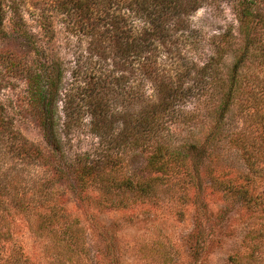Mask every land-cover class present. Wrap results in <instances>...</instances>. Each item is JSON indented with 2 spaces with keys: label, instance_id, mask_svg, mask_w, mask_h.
<instances>
[{
  "label": "trees",
  "instance_id": "obj_1",
  "mask_svg": "<svg viewBox=\"0 0 264 264\" xmlns=\"http://www.w3.org/2000/svg\"><path fill=\"white\" fill-rule=\"evenodd\" d=\"M220 1L234 7L238 35L232 26L215 36L210 55L199 65L200 59L188 60L184 53L205 50L191 17L206 4ZM41 2L60 14L69 32L85 38L88 46L67 71L62 60L51 57L46 47L32 40L16 1L0 0V36H7L5 22L11 13L15 31L32 41L37 54L30 62L16 49L0 52V91L14 78L25 80L28 112L49 146L45 151L20 133L0 103V160L8 155V159L21 162L19 169L0 166V206L7 209L14 205L20 214L38 215L42 219L38 229H49L54 239L59 230L46 221L45 214L56 222L55 217L65 210L59 203L65 191L71 189L81 200L95 186L108 192L153 196L159 183L199 169L236 105L244 127L230 132L229 138L243 152L249 170L218 175L212 184L227 195L237 196L252 214H260L261 221L247 236L249 253L236 254L233 264H264V40L257 37V29L264 27V0ZM230 53L236 60L226 76L221 65ZM248 62L257 65L259 72L243 71ZM194 92L203 97L222 96L215 101L214 120L204 136L176 148L167 135L169 122L177 119ZM60 105L67 135L87 124L99 137L100 148L94 153L71 159L59 135ZM129 149L150 152L147 168L152 175L142 178L126 173L124 153ZM30 163L43 173L24 171ZM1 219L4 221L5 215H0ZM63 231L71 241L80 234L73 221ZM8 237L9 230L7 234L0 232V264H78L80 254L75 259L71 246L66 243L68 248L62 247L65 236L54 242H60L55 252L51 248L41 254L30 253L21 245H8Z\"/></svg>",
  "mask_w": 264,
  "mask_h": 264
},
{
  "label": "rangeland",
  "instance_id": "obj_2",
  "mask_svg": "<svg viewBox=\"0 0 264 264\" xmlns=\"http://www.w3.org/2000/svg\"><path fill=\"white\" fill-rule=\"evenodd\" d=\"M9 1H16L23 11L32 40L46 47L51 57L62 60L69 71L77 57L87 50V40L72 35L62 16L41 0ZM236 18L234 7L227 1L206 4L196 11L191 22L204 39L205 50L194 54L191 50L185 51L187 59H200L198 64L202 65L210 55L215 36L232 26L238 35ZM5 30L7 36H0V52L16 49L32 62L37 57L34 44L15 31L11 13L7 15ZM257 37L264 40V27L257 29ZM235 60L233 53L225 57L221 66L226 76L233 70ZM249 62L243 71L259 72L257 65ZM69 80L68 75L67 83ZM221 96L222 93L213 98L210 95L203 97L194 92L193 97L186 100L177 119L169 122L171 130L167 135L176 148L204 136L214 120L215 101H220ZM28 102L29 88L22 78H14L0 91V103L6 106V113L16 129L49 151L42 129L28 112ZM59 114V135L71 159L100 148L99 137L87 124L67 135L63 128L62 105ZM242 127L243 116L234 105L220 132V139L208 148L199 169H190V174L181 173L159 183L151 197L120 190L108 192L95 186L90 187L85 199L81 200L71 189L64 190L59 203L65 210L55 217L56 222L45 214L46 221L59 230L54 239L53 234L49 236V229H38L41 217L20 214L14 205L7 209L0 206V215H5V220H0V232L7 234L10 231L11 237L6 240L8 245H21L28 252L37 254L51 248V252H55L60 242H54L65 236L67 241L61 242L62 247L71 246L75 259L80 254L76 259L78 264H233L232 258L236 254L249 253L247 236L261 221L260 214H252L237 196L214 188L212 182L214 177L224 173L248 172L243 152L233 146L229 138L230 132ZM149 156L147 150H127L124 153L126 173L142 178L152 175L147 168ZM7 157L0 160V166L20 168L18 159ZM24 171L32 175L43 173L33 163ZM69 221L75 222L80 233L78 237L74 235L72 241L63 231Z\"/></svg>",
  "mask_w": 264,
  "mask_h": 264
}]
</instances>
